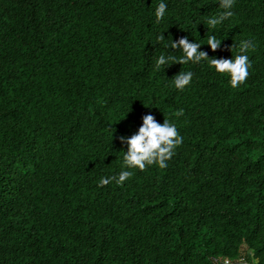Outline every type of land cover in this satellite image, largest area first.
Listing matches in <instances>:
<instances>
[{"label": "trees", "instance_id": "1", "mask_svg": "<svg viewBox=\"0 0 264 264\" xmlns=\"http://www.w3.org/2000/svg\"><path fill=\"white\" fill-rule=\"evenodd\" d=\"M160 2L0 0V264H264V0H235L215 28L219 0H164L157 21ZM184 36L210 59L252 41L246 81L208 60L157 68ZM147 114L183 144L100 186Z\"/></svg>", "mask_w": 264, "mask_h": 264}, {"label": "clouds", "instance_id": "2", "mask_svg": "<svg viewBox=\"0 0 264 264\" xmlns=\"http://www.w3.org/2000/svg\"><path fill=\"white\" fill-rule=\"evenodd\" d=\"M235 0H219V7L224 11L218 16L209 18L207 25L209 28L222 24L224 20L232 17V11ZM167 4L164 0L158 4L155 9V17L157 21L163 20L167 13ZM209 30V29H208ZM168 39V38H167ZM167 39L164 32L157 37V41L165 47ZM222 41L217 39L215 35L209 36L207 45L215 52L221 47ZM201 44L195 40L190 42L187 36L180 38L178 41L172 40L171 47L173 49H180L183 56L175 60L171 55L161 54L156 60L157 68L174 63L182 65L192 63L199 64L208 60L217 73L227 74L230 79L229 83L232 88H238L243 84L249 76V69L251 68V61L249 56L244 54L249 49L255 48V44L250 40H244L240 43L241 54L236 55L235 58H211L206 51L200 50ZM194 73L192 71H181L174 77L175 88L179 91H184L193 81ZM183 110L177 113L182 115ZM121 143L127 145V151H124L123 166L118 176L102 177L99 181L100 186H106L115 182L116 185L122 186L127 181L133 172L127 169L145 170L152 165H158L160 168H166L167 162L171 160L177 147L183 144V137L180 135L176 125L167 120L164 123L157 122L152 114L144 115L142 124L138 131L130 137L121 136Z\"/></svg>", "mask_w": 264, "mask_h": 264}, {"label": "built area", "instance_id": "3", "mask_svg": "<svg viewBox=\"0 0 264 264\" xmlns=\"http://www.w3.org/2000/svg\"><path fill=\"white\" fill-rule=\"evenodd\" d=\"M256 262V261H255ZM254 262V263H255ZM217 264H234L233 261L229 260V259H220V260H216ZM243 264H250L249 262H243Z\"/></svg>", "mask_w": 264, "mask_h": 264}, {"label": "rangeland", "instance_id": "4", "mask_svg": "<svg viewBox=\"0 0 264 264\" xmlns=\"http://www.w3.org/2000/svg\"><path fill=\"white\" fill-rule=\"evenodd\" d=\"M246 248L244 249V255L246 254ZM255 262V261H254ZM254 264H259L258 261H256Z\"/></svg>", "mask_w": 264, "mask_h": 264}]
</instances>
